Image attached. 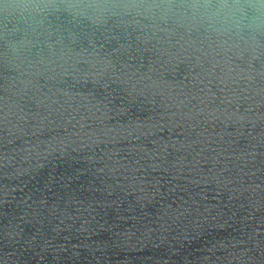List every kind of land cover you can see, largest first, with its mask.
<instances>
[{
    "label": "clouds",
    "instance_id": "obj_1",
    "mask_svg": "<svg viewBox=\"0 0 264 264\" xmlns=\"http://www.w3.org/2000/svg\"><path fill=\"white\" fill-rule=\"evenodd\" d=\"M261 107L264 0H0V264H109L133 237L163 247L155 264H264V187L244 189L248 233L194 255L203 228L186 221L202 215L203 194L180 188L188 199L173 207L177 186L153 175L167 171L168 147L217 151L229 124L264 121ZM108 209L133 229L114 231ZM105 232L111 242L92 239Z\"/></svg>",
    "mask_w": 264,
    "mask_h": 264
},
{
    "label": "water",
    "instance_id": "obj_2",
    "mask_svg": "<svg viewBox=\"0 0 264 264\" xmlns=\"http://www.w3.org/2000/svg\"><path fill=\"white\" fill-rule=\"evenodd\" d=\"M245 107L246 105L241 106V112L244 111ZM253 111L256 112L257 110L253 109ZM258 111L264 114V107ZM238 129V125L229 124L226 131L232 135L225 136L217 151H205L199 157H196L194 152L190 154L186 149L168 147L163 161V166L167 171L162 170L153 174L163 186L162 190L164 187L177 186V191L168 199V203H172L173 207H176L173 200L178 201L181 197L188 199V194L180 191V188L187 187L190 192L203 194L204 200L200 206L202 215L197 217L194 212L186 221L190 229L199 230V228H203V234L190 247V251L194 255H199L197 249L209 241L239 238L241 233H248L251 230L250 223L254 224V221L249 222L241 218L247 215L250 196V191H244V189H250L251 186L257 184L264 187V121L258 120L254 125L251 122H245L242 132ZM159 135L165 141L169 138L167 129ZM147 146L152 147L150 143H147ZM87 179L88 177H82V182ZM191 181H199V183L192 184ZM33 184L36 188L41 187V177L38 176ZM73 187L78 189L76 194L79 198L87 197L86 184L81 187V184L78 183ZM232 189L239 191L234 193ZM230 195L233 196L232 199H229ZM196 198L200 199L199 196ZM204 205L212 208L210 214L203 212ZM159 208V204L149 207V215L145 218V224L155 219L156 215L159 214ZM9 211L10 209L0 205V250H6L3 228L7 224L6 217ZM217 212H222L224 215L218 220H211V216H216ZM233 213H235L234 220H228L225 227L216 226L232 216ZM123 215L128 216L129 214L125 212ZM256 215L260 216L261 213H256ZM204 216H208L209 219L204 221ZM106 219L109 223H116L117 227L114 231L133 229L136 223L131 219L117 220V214L113 209L107 210ZM201 221L203 223H200ZM55 223L53 221V224ZM37 227L41 226L35 225L29 231H35ZM42 230L45 231L46 235L52 234L47 222H45ZM64 235H68V233L61 232L60 237L62 238ZM101 238L110 242L113 240L112 233L108 232L101 236L92 237L94 240ZM257 239L264 240V237H257ZM249 246L251 247V245ZM262 247H264V243H262ZM163 251V247L158 246L155 241L145 240L141 242L133 237L126 244L122 243V246L113 247L109 250V264H118V261L125 258L128 264H155V258ZM49 261H51L50 256L42 264H48ZM30 264H36V262L33 260ZM61 264H71V262L63 261Z\"/></svg>",
    "mask_w": 264,
    "mask_h": 264
}]
</instances>
